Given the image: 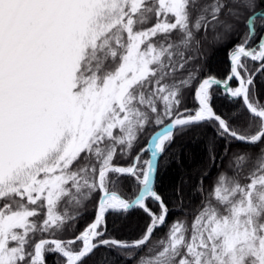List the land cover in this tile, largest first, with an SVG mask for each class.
Instances as JSON below:
<instances>
[{"label":"snow or ice","instance_id":"1","mask_svg":"<svg viewBox=\"0 0 264 264\" xmlns=\"http://www.w3.org/2000/svg\"><path fill=\"white\" fill-rule=\"evenodd\" d=\"M209 42L222 77L201 75ZM258 77L264 0H0V264H264ZM195 129L216 175L170 220L159 159Z\"/></svg>","mask_w":264,"mask_h":264},{"label":"trees","instance_id":"2","mask_svg":"<svg viewBox=\"0 0 264 264\" xmlns=\"http://www.w3.org/2000/svg\"><path fill=\"white\" fill-rule=\"evenodd\" d=\"M198 63L203 69L201 75L213 74L222 77L228 71L226 50L213 42L202 45ZM255 90L258 93H264V78L256 79ZM215 102L220 106L222 97H217ZM189 104H191L190 100ZM212 135L210 129H195L177 136L168 151L159 159L155 188L173 210V215L169 217L170 220L185 219L181 209L190 211L200 202L202 193L196 191L199 179L206 172L211 177L216 175V169L209 159V144ZM241 147L243 146H233L234 149ZM216 150L217 152L223 151L222 142H217ZM211 182V179L205 180V188ZM188 219L191 217L189 216ZM144 222V217L135 211L127 219L109 217L110 229L114 230V235L118 238L136 233ZM93 259L99 261L100 264H104L105 260L107 264H123L114 252H106L104 249H100Z\"/></svg>","mask_w":264,"mask_h":264},{"label":"water","instance_id":"3","mask_svg":"<svg viewBox=\"0 0 264 264\" xmlns=\"http://www.w3.org/2000/svg\"><path fill=\"white\" fill-rule=\"evenodd\" d=\"M155 179H156V176H155V178H154V186H155Z\"/></svg>","mask_w":264,"mask_h":264}]
</instances>
